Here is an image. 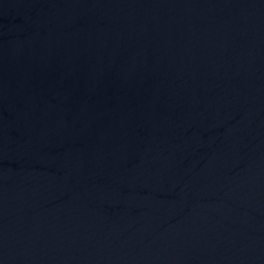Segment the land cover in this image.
I'll return each instance as SVG.
<instances>
[{
    "label": "water",
    "instance_id": "1",
    "mask_svg": "<svg viewBox=\"0 0 264 264\" xmlns=\"http://www.w3.org/2000/svg\"><path fill=\"white\" fill-rule=\"evenodd\" d=\"M0 264H264V0H0Z\"/></svg>",
    "mask_w": 264,
    "mask_h": 264
}]
</instances>
